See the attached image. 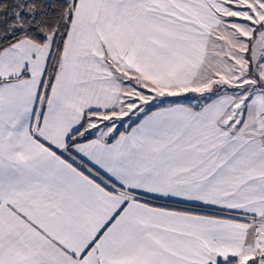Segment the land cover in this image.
Returning a JSON list of instances; mask_svg holds the SVG:
<instances>
[{
    "label": "snow or ice",
    "instance_id": "6c2138e0",
    "mask_svg": "<svg viewBox=\"0 0 264 264\" xmlns=\"http://www.w3.org/2000/svg\"><path fill=\"white\" fill-rule=\"evenodd\" d=\"M0 264H264V0H0Z\"/></svg>",
    "mask_w": 264,
    "mask_h": 264
}]
</instances>
